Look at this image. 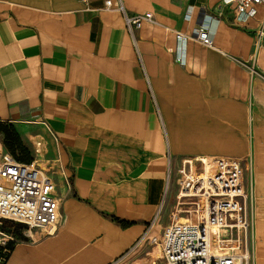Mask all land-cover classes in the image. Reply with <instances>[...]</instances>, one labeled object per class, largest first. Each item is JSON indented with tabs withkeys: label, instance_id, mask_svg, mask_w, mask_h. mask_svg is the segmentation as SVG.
Segmentation results:
<instances>
[{
	"label": "crops",
	"instance_id": "0c3cea01",
	"mask_svg": "<svg viewBox=\"0 0 264 264\" xmlns=\"http://www.w3.org/2000/svg\"><path fill=\"white\" fill-rule=\"evenodd\" d=\"M105 1L0 0V130L60 199L57 226L32 243L22 228L4 264H113L152 221L149 238L180 219L179 185L203 158L239 162L245 244L264 264V79L249 73L264 77V7L237 21L221 0H121L156 21L130 35ZM199 29L211 46L187 41L178 64L175 32ZM149 238L122 264H160Z\"/></svg>",
	"mask_w": 264,
	"mask_h": 264
},
{
	"label": "built area",
	"instance_id": "2783aa9c",
	"mask_svg": "<svg viewBox=\"0 0 264 264\" xmlns=\"http://www.w3.org/2000/svg\"><path fill=\"white\" fill-rule=\"evenodd\" d=\"M88 5L91 0H79ZM223 6L234 5L236 20H244L256 13V7L263 6L264 0H221ZM106 10L119 12L124 27L132 35L142 23L156 24L151 13L128 15L121 0L114 3L105 1ZM179 44L175 57L184 65L182 47L187 41H196L211 46L207 33L195 30L191 34L175 32ZM257 37H264L261 26ZM251 76L264 77L253 67ZM202 170H189L183 175L176 200L178 213L187 217L172 220L161 236H151L149 230L134 246L113 264H122L124 258L145 239L157 249L160 264H249L250 252L245 236L251 223L250 197L241 181V167L233 159H199ZM54 183L49 174L35 160L20 163L9 154L0 155V226L3 223L20 225L23 238L17 239L11 232L0 228V264L4 255L9 254L10 245L20 241L34 242V232L46 233L55 228L60 219V199L54 195ZM215 227L217 232L212 231Z\"/></svg>",
	"mask_w": 264,
	"mask_h": 264
},
{
	"label": "trees",
	"instance_id": "16d2710c",
	"mask_svg": "<svg viewBox=\"0 0 264 264\" xmlns=\"http://www.w3.org/2000/svg\"><path fill=\"white\" fill-rule=\"evenodd\" d=\"M0 132L3 133V143H4L5 148L9 151V153L14 157V159H16V161H18V162L24 161L23 159L20 158V156H16L15 155V151H18V155H22V157H25L27 155V152L20 145L19 140L17 139V137L14 134V132H12L11 130H8V129H2V130H0ZM26 162L28 163V161H26ZM5 224H8V223H3V226ZM8 226H12L11 227V230H8V232L13 233L14 235L19 234L20 231L22 230V226H20V225H11V224H8ZM0 228L4 232H6L3 229L2 226H0ZM10 249H11V245H10ZM7 256H8V254L4 255V262L7 259Z\"/></svg>",
	"mask_w": 264,
	"mask_h": 264
},
{
	"label": "rangeland",
	"instance_id": "374dc122",
	"mask_svg": "<svg viewBox=\"0 0 264 264\" xmlns=\"http://www.w3.org/2000/svg\"><path fill=\"white\" fill-rule=\"evenodd\" d=\"M194 172H196V173H200L201 172V170H202V168H201V166L198 164V163H195V164H193V169H192ZM169 192L167 191L166 193H165V195H164V203H166V201L168 202L169 200ZM159 216V215H158ZM158 216L156 217V220H157V218H158ZM176 217H180V218H185V217H187L185 214H178V215H176ZM3 227V229L6 231V232H8V230H11V227L12 226H8V224H5L4 226H2ZM212 229L213 230H215V227H212ZM250 252V251H249ZM159 263V262H158ZM158 263H156V264H158ZM253 263V258H252V254L250 253V261H249V264H252Z\"/></svg>",
	"mask_w": 264,
	"mask_h": 264
},
{
	"label": "bare ground",
	"instance_id": "6f19581e",
	"mask_svg": "<svg viewBox=\"0 0 264 264\" xmlns=\"http://www.w3.org/2000/svg\"><path fill=\"white\" fill-rule=\"evenodd\" d=\"M180 220H182V221H183V219H182V218H180Z\"/></svg>",
	"mask_w": 264,
	"mask_h": 264
}]
</instances>
